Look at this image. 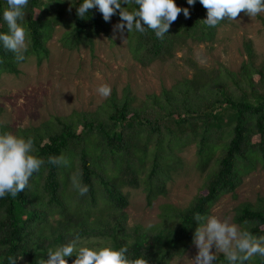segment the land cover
Returning <instances> with one entry per match:
<instances>
[{"label":"trees","instance_id":"16d2710c","mask_svg":"<svg viewBox=\"0 0 264 264\" xmlns=\"http://www.w3.org/2000/svg\"><path fill=\"white\" fill-rule=\"evenodd\" d=\"M81 0H29L22 21L28 50L25 60L17 61L12 52L0 48V76L18 73V66L30 56L41 58L55 26L64 27L62 41L68 46L92 45L99 34L109 33L111 19L105 22L96 9L85 18L76 15ZM189 16L178 14L163 39L151 29L144 33L126 32L132 58L142 66L165 61L190 40L211 43L216 27L203 23L206 9L199 0ZM7 7L0 0V13ZM136 7L132 0L122 4ZM241 11L240 13H243ZM264 30V17L261 18ZM0 32L7 26L0 19ZM246 59L236 71L220 64L200 67L190 57V78H181L159 93H150L138 103L129 89L121 95L112 92L94 111H73L68 116H52L38 126L15 128L0 121V131L31 137L34 155L44 163L16 197L0 198V264L7 256L16 264H40L49 248L81 240L107 242L127 247L128 256L144 257L148 264H169L181 257L192 244L193 219L207 216L226 193H232L241 176L264 161V61L257 63L251 42ZM191 144L201 170L205 171L203 192L185 207L163 203L159 220L150 226H129L123 188L143 185L147 203L165 192V179L179 163L178 153ZM49 157H59L58 164ZM79 174L88 191L81 196L71 183ZM234 222L255 236H264V198L240 203ZM217 264H226L218 254ZM71 264L74 256L66 258ZM247 264H264L254 256Z\"/></svg>","mask_w":264,"mask_h":264},{"label":"rangeland","instance_id":"374dc122","mask_svg":"<svg viewBox=\"0 0 264 264\" xmlns=\"http://www.w3.org/2000/svg\"><path fill=\"white\" fill-rule=\"evenodd\" d=\"M264 13L250 17L238 13L229 24L218 28L211 43L188 41L165 61H154L147 66L136 62L128 49L126 32L115 29L118 19H111L109 33L99 34L92 45L68 46L62 41L64 27L55 26L46 42L47 52L40 59L30 56L18 66V73L0 76V121L15 128L38 126L52 116H68L73 111H94L107 98L96 89L108 84L118 96L129 89L138 103L150 93H159L181 78H190L192 69L185 63L190 57L202 68L220 64L232 71L239 69L246 59L245 44L250 41L255 61H264ZM195 145L178 153L179 163L166 177L165 192L149 205L143 185L124 187L127 195V223L150 226L158 222L159 207L170 203L185 207L203 192L205 171L201 170ZM264 198V161L241 176L232 193L215 202L209 215L234 222L236 207L243 202ZM239 226L237 223H235ZM95 243L96 240H83ZM197 253L192 243L181 257L169 264H193ZM220 253H217V255Z\"/></svg>","mask_w":264,"mask_h":264},{"label":"clouds","instance_id":"9594fccd","mask_svg":"<svg viewBox=\"0 0 264 264\" xmlns=\"http://www.w3.org/2000/svg\"><path fill=\"white\" fill-rule=\"evenodd\" d=\"M29 0H6L7 7L0 13V19L7 26V32H0V48L10 51L15 59L25 60L28 50L26 30L22 24L25 19L24 9ZM197 0H186L191 6ZM136 6L126 10L122 4L128 5L129 0H81L76 7V15L85 18L88 10L96 8L105 22L119 10V22L115 29L124 34L133 30L144 33L151 29L155 36L163 39L170 25L183 13L189 16L188 8L177 6L175 0H132ZM206 9L203 23L208 27H216L222 20H234L238 13L244 11L246 15L254 17L264 13V0H199ZM96 92L103 98L111 94L108 84H101ZM50 163L61 162L59 157H49ZM44 161L34 155L33 139L0 131V198L6 195L16 197L24 190L33 174L41 168ZM72 186L83 196L88 187L81 183L79 174L71 178ZM193 219L197 223L192 243L197 253L192 259L193 264H217V253L223 255L226 264H247L254 256L264 258V236H255L247 230L231 223L228 218L220 219L215 215L202 216L195 214ZM127 247L119 248L111 243L82 241L79 236L67 243L49 248L46 259L40 264H68L66 258L74 256L71 264H148V261L138 256H128ZM17 258L7 256V264H16Z\"/></svg>","mask_w":264,"mask_h":264}]
</instances>
